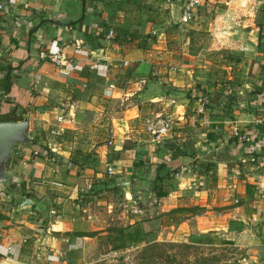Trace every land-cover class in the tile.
Listing matches in <instances>:
<instances>
[{
  "label": "crops",
  "instance_id": "1",
  "mask_svg": "<svg viewBox=\"0 0 264 264\" xmlns=\"http://www.w3.org/2000/svg\"><path fill=\"white\" fill-rule=\"evenodd\" d=\"M180 2L12 0L0 13V121L28 117L32 138L15 147L10 184L0 182V264L74 263L96 237L81 233L101 230L100 207L113 208L106 188L127 193L128 179L129 226L140 223L147 209L135 205L134 181L153 180L157 164L174 159L169 142L185 140L187 130L195 132L197 157L212 164L176 159L181 168L165 182L167 194L148 192L159 202L153 212L170 223L177 215L171 225L188 233L205 234L210 222L211 231L237 234L247 246L244 263L264 264V133L252 125L264 117V0H207L187 27L173 10ZM201 30L215 52L228 50L239 62L226 60L225 83L210 84L204 113L200 88L209 83L198 69L205 48L194 47ZM43 51H62L70 74L41 59ZM166 116L176 119L166 134L147 130V118ZM235 127L250 130L249 139L234 137ZM221 147L226 153L215 152ZM29 195L33 205L19 209Z\"/></svg>",
  "mask_w": 264,
  "mask_h": 264
},
{
  "label": "rangeland",
  "instance_id": "2",
  "mask_svg": "<svg viewBox=\"0 0 264 264\" xmlns=\"http://www.w3.org/2000/svg\"><path fill=\"white\" fill-rule=\"evenodd\" d=\"M183 25L187 27V25ZM211 41L209 33L201 30L200 34L196 36L194 44V47L201 45L205 48L202 60L199 62L201 68L198 69L200 70L198 73H200L199 80L202 81L204 79L203 81L206 84L209 83L207 84L208 86L200 88L204 91L200 103L205 98L209 101L212 98L209 95H213L214 92L209 90L210 84L213 81L215 83H225V78H221V75L223 73V65H227L228 63L226 60L236 61V64L238 62V58L231 57L233 54L228 50L222 49L219 52H215L211 48ZM242 51L244 52V50ZM214 70L216 71L215 73ZM212 72L216 77L215 80L209 78ZM198 73L196 69L195 75ZM208 88L209 90H207ZM106 122H108L106 126L107 131L110 133L112 126L107 119ZM174 132L177 134V129ZM182 136L186 137L184 138L185 140H173L169 142L168 147L172 143L175 145L184 143V146H189L191 149L193 147L195 132L187 130L183 132ZM144 183L145 185L138 180L134 181L136 192L133 195L134 201H136L135 205L147 209L146 214L140 215V223L145 230L144 240L128 242L127 246L121 250L114 251L110 249L106 241V230L114 226L128 227L131 222L130 212L134 204L129 202L127 205L126 197H130V191L123 193L119 192V190L116 191L114 188L109 189L107 187V194L105 195L107 196V200L113 203V208L108 210L106 207H100L101 222L97 226L101 227V230L93 232L97 233L94 235L96 237L86 244V248L73 260L74 263L72 264H245L244 259L247 258L245 238H240L241 236L237 234H229L224 231H211L209 230V227L212 225L210 222H205L204 233L207 235L205 237L199 232L188 233L183 231L181 228L182 223H180V226L171 225L177 222L179 217L176 219L177 215H174L173 223H170L168 216L163 213L157 215L156 212H153V205H158L159 202H155L154 198L149 197L148 194L149 190L153 188L151 175L148 183ZM143 193H146V198H139L144 195ZM55 195L60 196L61 194ZM190 230H193V227H190ZM98 233L102 234L99 235Z\"/></svg>",
  "mask_w": 264,
  "mask_h": 264
},
{
  "label": "built area",
  "instance_id": "3",
  "mask_svg": "<svg viewBox=\"0 0 264 264\" xmlns=\"http://www.w3.org/2000/svg\"><path fill=\"white\" fill-rule=\"evenodd\" d=\"M12 0H0V13L1 12H5L7 11V9L9 8L10 2ZM168 3L173 2V0H167ZM207 2V0H182V2H180L179 4L180 6V12H179V22L181 24H187L191 21V19L193 18L194 14L196 13V11L202 7L205 3ZM115 32L113 30L109 31V33L107 34L108 38H112L114 36ZM75 45L77 48H82L83 45V40L79 37L75 38ZM40 57L41 59H47L49 62L55 64L58 69L59 72L63 75H69L70 72L67 68H65L64 64H65V57L62 53V51H56L54 53H47L45 51L40 53ZM91 68L94 69L95 68V64H91ZM4 99H8L11 100V97H9L7 94H4ZM210 101L207 100L206 98L204 99L203 102H201L198 106V111L199 113H204L206 111V108L208 106V103ZM62 120V117L59 118V121ZM173 118H171L170 116H166V117H156V118H147L146 119V126H147V130L151 133V134H164L166 133L172 126H173ZM252 125L255 129H258L259 131L264 133V117H259L256 118L253 122ZM63 131V129L60 126H57L56 128H54L52 130V133L58 135ZM114 131L111 128L110 129V138H109V142L111 143L112 141V137H113ZM234 137H237L239 140H248L249 136L251 135L250 130L247 129H241L239 127H235L233 129L232 132ZM39 151L35 150L34 154H38ZM108 174L109 175H113L115 173V170L112 166H110L108 168ZM50 184L54 187L57 188H63L65 187V183L59 180H51Z\"/></svg>",
  "mask_w": 264,
  "mask_h": 264
},
{
  "label": "trees",
  "instance_id": "4",
  "mask_svg": "<svg viewBox=\"0 0 264 264\" xmlns=\"http://www.w3.org/2000/svg\"><path fill=\"white\" fill-rule=\"evenodd\" d=\"M11 82V77L7 75L5 80L2 82L5 91L7 90V87L11 85ZM169 148L173 150L174 159L158 163L156 166V173L153 179V190L156 192V195L158 197L167 194L168 189H166L165 182L171 178L173 173L177 172L181 168L180 162L177 164L176 159H180L182 157H189L193 159L194 163H200V165L204 166L207 169L212 164L210 161H208L211 158L200 159L197 157L198 153L195 150L194 145L190 149L189 146H184V143L180 145H175L174 143H172ZM0 216L2 215L0 214ZM106 232V241L110 246V249L114 251L125 248L128 242L143 241L145 235L144 227L139 222H136L135 225L128 227H110L106 230ZM81 235L94 236L96 235V233H81ZM202 236L205 237L207 235L202 234Z\"/></svg>",
  "mask_w": 264,
  "mask_h": 264
},
{
  "label": "water",
  "instance_id": "5",
  "mask_svg": "<svg viewBox=\"0 0 264 264\" xmlns=\"http://www.w3.org/2000/svg\"><path fill=\"white\" fill-rule=\"evenodd\" d=\"M180 4L173 6L176 14L180 12ZM179 15H177L178 17ZM29 118L25 117L19 121H0V182L10 184L11 177L8 173V163L18 145L29 146L32 145V138L29 134ZM224 152L226 150L221 147L215 152ZM227 159H231L228 157ZM221 162L225 159H219ZM123 189L127 192L131 190V180L128 179L121 184ZM35 197L33 195L24 196L19 202V209L24 207H31L34 203Z\"/></svg>",
  "mask_w": 264,
  "mask_h": 264
}]
</instances>
